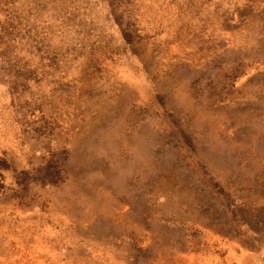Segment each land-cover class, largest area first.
<instances>
[{"label": "rangeland", "instance_id": "1", "mask_svg": "<svg viewBox=\"0 0 264 264\" xmlns=\"http://www.w3.org/2000/svg\"><path fill=\"white\" fill-rule=\"evenodd\" d=\"M0 264H264V0H0Z\"/></svg>", "mask_w": 264, "mask_h": 264}]
</instances>
